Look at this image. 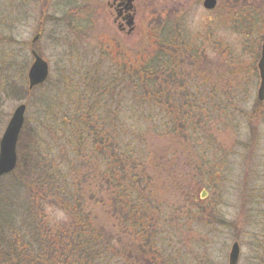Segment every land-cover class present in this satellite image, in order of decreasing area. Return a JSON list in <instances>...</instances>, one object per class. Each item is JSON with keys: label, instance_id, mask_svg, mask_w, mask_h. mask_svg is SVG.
<instances>
[{"label": "rangeland", "instance_id": "obj_1", "mask_svg": "<svg viewBox=\"0 0 264 264\" xmlns=\"http://www.w3.org/2000/svg\"><path fill=\"white\" fill-rule=\"evenodd\" d=\"M109 1L0 0V139L16 107L26 106L16 168L0 179V233L11 237L20 218L16 205L29 198L14 187L26 176L33 180L39 173L27 172L44 161L66 177L73 198L67 204L30 192L34 206L52 225H68L83 211L109 235L112 264H228L235 242L238 264H251L255 246L264 251V103L257 99L264 0H216L213 10L203 8L204 0H130L133 19L125 34ZM165 24L178 56L172 57L176 80L163 85L183 105L185 120L146 126L135 139L140 168L132 173L141 179L137 192L146 210L140 237L115 207L116 169L125 159L109 136L115 138L113 120L141 118L129 107L144 97L126 90L119 113L115 99L110 103L111 126L99 134L103 150L92 155L57 140L40 97L59 92L66 78L81 80L85 72L103 78L113 66L131 68L148 56ZM31 51L47 62L49 75L29 91ZM123 133L118 137L127 144ZM127 170L125 164L126 176Z\"/></svg>", "mask_w": 264, "mask_h": 264}, {"label": "trees", "instance_id": "obj_2", "mask_svg": "<svg viewBox=\"0 0 264 264\" xmlns=\"http://www.w3.org/2000/svg\"><path fill=\"white\" fill-rule=\"evenodd\" d=\"M174 49L170 25L165 24L157 33L148 56L132 63L131 68L127 69L126 65L113 66L106 70L103 78H98L97 73L93 72H85L81 80L66 78L64 85L60 84L59 92L54 90L52 95L40 97L42 112L49 117L57 140L66 143L72 151L81 149L88 155L98 149L103 150L99 134L103 126H111L112 120L107 114L114 111L110 112V103L116 101L115 113H119L126 106L120 99L126 90L133 97H144L139 104L132 102L129 107L131 113L141 111V118L131 116L129 119L113 120L115 138L109 136L110 141L118 142L115 148H122L125 159L116 169V178L119 175L121 179L116 186L115 207L140 237L145 227L146 210L142 209V197L137 192L141 179L139 174L132 173L137 166L140 168V158L136 157L134 151L137 148L135 139L141 138L139 132L146 126L152 125L153 129H158L161 125L174 126L185 120L183 105L175 99L173 92L165 91L163 85L171 86L176 80L172 71V57L178 56V53ZM121 129L124 130L123 135L129 137L127 144L118 137ZM43 163V167L39 168L35 161L33 168L27 172L28 176L35 171L39 173L33 180L26 176L14 187L15 192H25L29 198L24 199V205H16L20 218L18 223L14 220V230L9 226L13 230L11 237L5 238L3 232L0 233V264H112L114 248L111 247L109 235L103 227L95 229L86 220L83 211L73 213L68 225H52L44 221L33 199H30V192L42 193L44 198H60L67 204L72 202L73 196L66 185V177L52 168L47 170L46 162ZM116 163L120 161L116 160ZM125 164L131 168L130 172L127 170L128 176ZM260 248L263 247L255 246L256 256L251 264H264V251L261 254Z\"/></svg>", "mask_w": 264, "mask_h": 264}, {"label": "water", "instance_id": "obj_3", "mask_svg": "<svg viewBox=\"0 0 264 264\" xmlns=\"http://www.w3.org/2000/svg\"><path fill=\"white\" fill-rule=\"evenodd\" d=\"M131 2V1H130ZM216 0H204L203 8L213 10L216 7ZM39 35L33 38V43L36 42ZM33 58L32 64L27 72L28 90L44 84L49 75V66L35 51H31ZM257 69L260 77V85L257 91V99L264 103V42L261 45L260 59L257 64ZM26 111L25 105H19L14 110L7 126L0 139V178L11 173L17 164L16 145L24 124V115ZM202 198H205V192H202ZM240 256V248L238 243H233L228 264H238Z\"/></svg>", "mask_w": 264, "mask_h": 264}, {"label": "flooded vegetation", "instance_id": "obj_4", "mask_svg": "<svg viewBox=\"0 0 264 264\" xmlns=\"http://www.w3.org/2000/svg\"><path fill=\"white\" fill-rule=\"evenodd\" d=\"M108 6L114 11V24L121 34H125L126 27L131 25L133 7L130 0H110Z\"/></svg>", "mask_w": 264, "mask_h": 264}]
</instances>
